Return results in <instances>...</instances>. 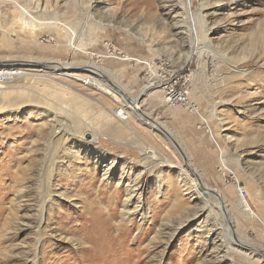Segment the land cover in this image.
<instances>
[{
  "label": "rangeland",
  "instance_id": "obj_1",
  "mask_svg": "<svg viewBox=\"0 0 264 264\" xmlns=\"http://www.w3.org/2000/svg\"><path fill=\"white\" fill-rule=\"evenodd\" d=\"M187 1L95 0L103 10L93 11L76 52L77 60L106 67L118 92L127 86L132 97L157 60L182 72L196 107L143 96L144 120L155 128L114 92L97 90L89 74L64 88L21 69L26 77L10 85L20 89L0 106V264H264V43L250 47L264 36V0H203V9L191 0V12ZM7 5L0 9V57L71 51L44 30L24 29L21 11ZM57 8L62 19L74 17L62 0ZM197 44L205 48L198 54ZM55 113L71 130H88L79 154L62 152V135L50 143ZM90 130L102 136L97 144ZM149 147L160 155L153 164L141 153ZM54 162L53 199L44 206L48 187L37 179ZM193 172L208 189L200 200L186 182L196 180Z\"/></svg>",
  "mask_w": 264,
  "mask_h": 264
},
{
  "label": "bare ground",
  "instance_id": "obj_2",
  "mask_svg": "<svg viewBox=\"0 0 264 264\" xmlns=\"http://www.w3.org/2000/svg\"><path fill=\"white\" fill-rule=\"evenodd\" d=\"M42 1H44V0H36L34 2L30 1L28 3L26 0H0V9H5V6L7 4L16 5L17 8L21 11V13H20L21 14V21L23 23L24 29H27V30L36 29L37 30L36 35H38V36L40 35L39 34L40 30H42V31L44 30L45 33L46 32L49 33V35L51 37H53L57 40V44L60 48H63V45L66 44V45H68L67 47L70 48L71 51L68 52L67 55H65L62 58L58 57V56L57 57H44V58H34V57L32 58V57H28V56H25V57H23V56L22 57H19V56L0 57V106L5 102L6 97H7V95H9L11 90L17 91L18 89H20V88H16V87H13L10 85L16 83L17 80L23 79L26 77V74L23 73V71H21V69L25 70L28 68L30 70H36L38 76H42L44 78L45 77H51L52 80L58 81L59 82L58 85L61 87L62 86L64 87V85L72 86L74 81L76 82L78 80V78H81L83 80L86 79L85 76L82 78V75H81V74L84 75L86 73V74H89L87 79H90V82L92 81V82H94V84H96L95 88L97 90H99L101 93L107 92L108 94L114 92L116 95H118L119 98H121V101L124 102V104H125L124 106H126L137 118H140L139 120H141V122H143V123L145 122L144 124H146L147 126H149L151 128H155L154 125L157 123H155L154 121L147 122L144 120L146 117V113L144 111L143 112L141 111L142 104H140V103H141V99L143 98V96L148 95L151 97H155V96L161 94V92L155 91L150 83H147V85L143 86L141 94L138 95L137 97H132L131 90H129V88L127 86H125V87L123 86L120 89L121 92H118V89L115 87L116 84H114L115 82L112 79L108 78L105 74V73L110 74L109 70L106 67L99 66L98 64L90 62L88 60L82 62L80 60H77V58H76V57H78L77 56L78 53H76V52H78V50H79L78 46L82 43L84 30H85V28H87L88 23L90 22V19H92V17H93V11L96 8L98 9V7H96V5L93 4L95 0H62L63 4L65 6V9L67 8V10H68V14L71 16H74V17H72L71 20H68L69 16L67 17L66 15L65 16L63 15V17H64L63 19L61 18V15L59 12L60 9L58 10V8H57L60 0H45L44 1L45 5L43 3L41 4ZM187 2H188V4H190V7H189V9H190L192 6L191 5L192 1L188 0ZM200 2L202 5V9L205 8L206 4H204L203 0H200ZM28 4L31 7H29ZM98 10L102 11L103 9L100 8ZM191 11L192 10L190 9L189 12H191ZM13 12L15 13V11H13ZM192 14L194 15V13H192ZM7 16H9V15H7ZM199 16H200L199 18L201 19V21L204 20L208 24V19H207L206 15H203V10H201L199 12ZM93 19H94V17H93ZM18 22H20V21H18ZM15 23H16V21H15ZM17 24H19V23H16V25ZM78 25H80L81 30L79 32L73 31V29L76 30L75 27H77ZM210 28L211 27L208 26V29L205 32L209 33L210 31L213 30V27L211 29ZM74 34L77 36V38L79 40V43H77V44L73 43ZM85 35H86V33H85ZM205 36H206V42L208 44V45H205L206 50H210L211 49L210 46L212 45L211 41L213 42V39H210L208 34H205ZM262 36L263 35H261L260 37H262ZM23 39H26V38H23ZM29 40H32V39H29ZM11 42H13V41H11ZM22 43H24V42H22ZM22 43H20V44H22ZM259 43L260 44L264 43V36L258 43L253 41L250 44V47L256 46ZM68 48H66V50ZM203 49L205 50L204 47L199 48V45L197 44V54L199 52H201V50L203 51ZM64 52H65V50H64ZM213 54L215 57H219V58L221 57L224 60L226 59V57L222 56L221 54L219 55L215 51H213ZM109 57L115 58L112 56H109ZM247 57L248 56H245V58H247ZM189 58L190 57H188V59ZM122 59L128 63L132 61L130 56H128L127 58H126V56H124V57H122ZM135 62L138 63V60H136ZM185 63H187V62H185ZM139 64H140V62H139ZM146 65L151 66L152 68L154 66L152 64V62L149 64L146 63ZM235 69L238 70V72L243 74V75H247V76L250 75V72L248 70L239 69L238 67H235ZM26 73H28V72H26ZM32 75H36V74L32 73ZM222 82L225 83V80H223ZM113 87H115V88H113ZM64 88H66V87H64ZM252 105H255V103L254 104L252 103ZM195 107L196 106H194L193 108L195 109ZM216 112H217L216 110L213 111V113H215V114H216ZM54 116H55L56 120L54 122H50V126H51L50 132L52 134V136H51L52 138H51L50 143L53 141V139H55V137H54L55 135H57V136L62 135L61 143H60V145H62V152H67L69 155L70 154H79L81 148H83V143H84L83 142V136L85 135V132H87L88 130H85V132H82L79 134V133L75 132L74 130L70 129V126H69L68 122L66 121V119L65 118L62 119L61 113H55ZM121 123H122V121H121ZM159 129L162 131L165 130L161 127ZM91 136H92V142L94 144H97L101 140V137H102L99 134H97L96 132H94V130L91 131ZM69 142H70V144H69ZM141 153H142V156L144 157L143 158L144 163H147V164H148V162H151L153 164L154 162H152V161L155 160L156 157L160 156L158 154V151L153 147L146 148V149L142 150ZM158 160H160V159H158ZM160 161H158V162H160ZM55 166H56V164L54 162L53 164H51V167L49 168L50 170H49V173H47V176L44 177L43 175L40 174V176L37 179V182L39 183V185H41L42 187H45V188L48 187V191L50 190L51 184L49 182L52 179ZM159 166L160 165L158 164L157 167H159ZM179 171L182 174V176H184V175L191 176L188 174V172L185 169L184 170L179 169ZM193 174L196 175L194 172H193ZM3 177H5L4 174H3ZM195 178H196V180L194 178L193 179L190 178L192 181L191 185H189V181H186V182L188 185V189H190L189 192L191 193L192 190L194 189L193 191L195 192V195H197L196 198L200 197V198H198V200H200L204 197L203 192L204 191L207 192L208 189L206 190V186L202 184V181H199L200 179H199V177H197V175ZM134 186L138 187V184L137 185L135 184ZM51 192H52V190H51ZM212 192L216 193L215 191H212ZM133 193L134 192H132V194ZM43 195H44V199H43L42 203L45 206V204L47 203V198L51 197L50 191L48 193L44 192ZM131 199H132V196H128V198L126 199V206L124 209L125 211L126 210L130 211L129 206L131 204ZM194 200L196 201V199H194ZM91 202H93V201H91ZM87 207H89V206H87ZM205 210L207 211L208 209L205 208L204 211L202 210V214H204ZM97 214H98V212H97ZM40 219H41V221H40V224H41L42 220H43V215H41ZM41 226H42V224L40 225V227ZM52 231H54V230H52ZM233 240L236 243L242 245V247H246V250H253L247 241L242 242L241 240H238L236 237ZM231 245H233V243Z\"/></svg>",
  "mask_w": 264,
  "mask_h": 264
},
{
  "label": "built area",
  "instance_id": "obj_3",
  "mask_svg": "<svg viewBox=\"0 0 264 264\" xmlns=\"http://www.w3.org/2000/svg\"><path fill=\"white\" fill-rule=\"evenodd\" d=\"M154 64L152 71L148 69L147 81L155 91L161 92L164 103L170 107L194 109V104L190 103V84L182 72H178L166 59L157 60Z\"/></svg>",
  "mask_w": 264,
  "mask_h": 264
},
{
  "label": "water",
  "instance_id": "obj_4",
  "mask_svg": "<svg viewBox=\"0 0 264 264\" xmlns=\"http://www.w3.org/2000/svg\"><path fill=\"white\" fill-rule=\"evenodd\" d=\"M90 136H91L90 134H87V138H90Z\"/></svg>",
  "mask_w": 264,
  "mask_h": 264
}]
</instances>
